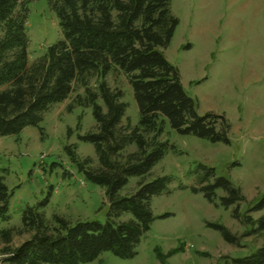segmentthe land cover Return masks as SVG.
<instances>
[{
  "label": "trees",
  "instance_id": "1",
  "mask_svg": "<svg viewBox=\"0 0 264 264\" xmlns=\"http://www.w3.org/2000/svg\"><path fill=\"white\" fill-rule=\"evenodd\" d=\"M31 1L0 0V138L17 136L27 127L42 135L44 115L74 94L66 110L91 108L95 126L78 140L92 145L96 166L90 168L87 158L79 160L75 146L66 150L86 181L104 190L108 211L104 223L70 225L58 216L46 220L39 211L43 204L25 207L14 233L29 236L14 248H4L0 264H86L105 252L132 258L154 220L150 199L169 193L167 178L146 181L168 149L159 139L162 119L177 134L226 145L229 125L223 116L197 114L177 69L163 55L178 25L170 0H47L61 39L28 64L25 31ZM111 73L122 74L131 88L139 117L134 127L122 124L126 105L122 91L105 81ZM130 146L135 150L126 152ZM130 177L139 181L130 195H121ZM194 184L192 193L209 203L217 200L223 209L233 208V219L242 221L249 234L264 235V195L241 216L240 190L212 168L198 165ZM8 198L0 180V227L9 221ZM253 214L260 215L254 219ZM126 215L131 219L121 220ZM208 227L226 243H236L223 226ZM11 234L0 228L3 243H9ZM234 261L264 264V246Z\"/></svg>",
  "mask_w": 264,
  "mask_h": 264
},
{
  "label": "rangeland",
  "instance_id": "2",
  "mask_svg": "<svg viewBox=\"0 0 264 264\" xmlns=\"http://www.w3.org/2000/svg\"><path fill=\"white\" fill-rule=\"evenodd\" d=\"M170 12L178 25L163 55L177 69L197 114L212 113L227 121L229 144L177 134L162 119L159 139L168 149L146 181L167 178L169 193L150 199L154 220L132 258L105 252L86 264H238L234 260L247 259L264 246V235L249 234L242 221L233 219V208L223 209L217 200L209 203L191 192L194 172L204 165L240 190L241 216L264 195V0H170ZM25 32L28 64L61 39L47 0L27 5ZM105 81L122 91V124L136 126L138 111L126 78L111 73ZM73 96L44 115L42 135L27 127L17 136L0 138V180L9 195V221L0 228L12 231L8 244L0 239V260L4 248H14L29 236L14 233L25 207L43 204L39 211L46 220L58 216L70 225L106 220L104 190L86 181L66 150L75 146L79 160L87 158L90 168L96 166L92 145L78 140L95 126L92 111L75 107L68 112ZM134 150L130 146L126 152ZM138 181L130 177L120 194L130 195ZM127 218L131 216L121 220ZM209 224L223 226L236 243H226Z\"/></svg>",
  "mask_w": 264,
  "mask_h": 264
}]
</instances>
